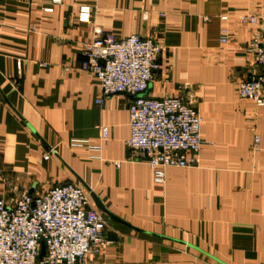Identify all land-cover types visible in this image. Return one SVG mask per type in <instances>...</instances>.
I'll list each match as a JSON object with an SVG mask.
<instances>
[{"label": "crops", "instance_id": "1", "mask_svg": "<svg viewBox=\"0 0 264 264\" xmlns=\"http://www.w3.org/2000/svg\"><path fill=\"white\" fill-rule=\"evenodd\" d=\"M243 14L264 15V0H0V199H14L10 184L39 194L77 183L98 208L95 193L122 221L104 213L109 243L83 264H264V150L253 147L264 107L238 94L259 72L248 43L264 24ZM99 29L162 44L147 94L199 107L197 165L156 183L127 146L132 98L96 103L83 44Z\"/></svg>", "mask_w": 264, "mask_h": 264}, {"label": "built area", "instance_id": "2", "mask_svg": "<svg viewBox=\"0 0 264 264\" xmlns=\"http://www.w3.org/2000/svg\"><path fill=\"white\" fill-rule=\"evenodd\" d=\"M61 0H54L55 4ZM53 11V7L46 8ZM91 8L82 5L78 20L88 22ZM227 20L228 16H221ZM243 23L264 24V15L243 14ZM248 43L259 67L258 74L238 85L241 98L264 107V28ZM263 32V33H262ZM221 41H229V29H221ZM162 44L153 37L132 34L119 38L99 29L83 44V69L99 80L103 104L112 95L124 93L129 105L131 134L127 146L148 161L156 183H164L167 168L197 165L205 139L199 107L181 96L151 97ZM108 127H103L106 138ZM253 147L264 150V135L253 137ZM100 148V147H99ZM56 153L44 154L49 159ZM14 199H0V264H83L89 253H98L108 243L105 214L91 206L87 190L68 183L33 194L10 184ZM43 246L45 253L41 257Z\"/></svg>", "mask_w": 264, "mask_h": 264}, {"label": "water", "instance_id": "3", "mask_svg": "<svg viewBox=\"0 0 264 264\" xmlns=\"http://www.w3.org/2000/svg\"><path fill=\"white\" fill-rule=\"evenodd\" d=\"M91 195H92L94 201L96 202V205H97L99 210H101L103 213L107 214L112 220L122 221L120 218L115 216L112 212H110L107 209V207L103 204V202L100 200V198L95 193H91ZM44 253H45V247L43 246L41 257L44 255Z\"/></svg>", "mask_w": 264, "mask_h": 264}]
</instances>
